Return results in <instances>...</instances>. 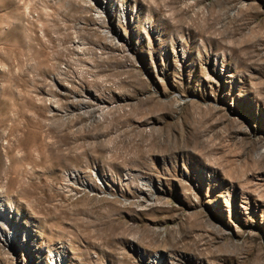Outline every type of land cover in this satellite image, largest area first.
I'll list each match as a JSON object with an SVG mask.
<instances>
[{
	"label": "rangeland",
	"instance_id": "rangeland-1",
	"mask_svg": "<svg viewBox=\"0 0 264 264\" xmlns=\"http://www.w3.org/2000/svg\"><path fill=\"white\" fill-rule=\"evenodd\" d=\"M1 209L0 264H264V0H0Z\"/></svg>",
	"mask_w": 264,
	"mask_h": 264
},
{
	"label": "bare ground",
	"instance_id": "bare-ground-1",
	"mask_svg": "<svg viewBox=\"0 0 264 264\" xmlns=\"http://www.w3.org/2000/svg\"><path fill=\"white\" fill-rule=\"evenodd\" d=\"M56 108V107H55ZM52 110V109H51ZM53 111V110H52ZM52 113V112H51ZM71 171V170H70ZM70 176H71V178L72 179H77V176H78V174L76 173V172H72L71 174H70ZM85 183H82V185H84ZM2 221H9V216H8V214L6 213V212H4V211H2V209L0 210V222H1V224H2ZM0 229H1V227H0ZM2 233V232H1ZM2 236H3V234H2Z\"/></svg>",
	"mask_w": 264,
	"mask_h": 264
}]
</instances>
